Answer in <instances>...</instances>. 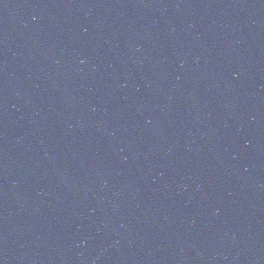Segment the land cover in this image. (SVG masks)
<instances>
[{
  "label": "water",
  "instance_id": "water-1",
  "mask_svg": "<svg viewBox=\"0 0 264 264\" xmlns=\"http://www.w3.org/2000/svg\"><path fill=\"white\" fill-rule=\"evenodd\" d=\"M0 264H264V0H0Z\"/></svg>",
  "mask_w": 264,
  "mask_h": 264
}]
</instances>
